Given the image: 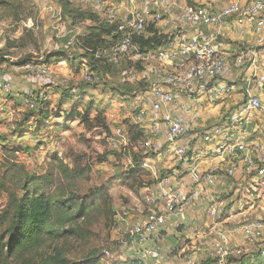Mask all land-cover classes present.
<instances>
[{
	"label": "rangeland",
	"instance_id": "rangeland-1",
	"mask_svg": "<svg viewBox=\"0 0 264 264\" xmlns=\"http://www.w3.org/2000/svg\"><path fill=\"white\" fill-rule=\"evenodd\" d=\"M3 2L6 0H0V61L9 69H19L23 62L56 63L55 55L60 51L68 52L66 56L71 60L48 64L55 77L53 86L60 87L45 94L52 115L42 121L27 109L25 97L22 96L20 104L12 100L13 90L9 96L0 91L3 93L0 95V185H4L0 188V214L7 207V190L15 189L17 184L11 173L5 171L3 162L15 163L35 176L51 174L54 187L49 188V193L55 201H66L68 208L80 205L87 208L83 216L65 220L64 226L55 221L52 235L43 232L35 246L8 258L6 263L39 262L57 255L66 264H117L132 259L140 261L139 249H150L153 255L141 261L143 264H185L183 254L191 255L192 244L176 227L171 228L169 235L160 234L162 237L158 236L157 242L148 241L141 248L126 242L131 225L144 215L147 191L154 188L156 180L166 171L151 170L148 166L132 170L134 162L152 155L142 149L144 139L138 132L142 127L132 120L128 98L119 96L120 87L133 89L142 83L122 76V70L130 62L123 59L120 66L113 68L110 63L95 60L93 68L72 59L69 53L75 51L72 42L80 37L78 33L81 35L84 26L78 22L73 27L68 14L74 9L88 10L81 9L80 2L12 0L15 8L10 12L1 6ZM67 36L70 49L62 47V39ZM147 64L154 66L153 62ZM142 67L145 69V65ZM142 67L137 65L138 71ZM84 70L92 77L89 86L82 81ZM104 71L109 72L108 76ZM144 73L153 78L146 70ZM44 81L48 83V79ZM140 86L139 92L145 89L144 84ZM71 88H78V93H70ZM29 91L37 94L32 89ZM118 128L123 129L121 136L116 135ZM143 132L147 137L145 129ZM64 167L72 172H64ZM260 189L264 191V185ZM254 195L251 200L243 199L234 192L228 197L232 211L235 213L242 207L251 216L263 217L264 195L249 206L256 198ZM201 227L207 228L205 225L198 228Z\"/></svg>",
	"mask_w": 264,
	"mask_h": 264
},
{
	"label": "built area",
	"instance_id": "built-area-1",
	"mask_svg": "<svg viewBox=\"0 0 264 264\" xmlns=\"http://www.w3.org/2000/svg\"><path fill=\"white\" fill-rule=\"evenodd\" d=\"M87 1L96 13L109 21L117 22V32L122 34L120 41L95 57H102L116 67L120 66L123 59H129L131 65L122 70V76L131 82H144L145 89L129 101L134 124L149 133L142 141V149L146 153L158 155L164 148L173 146L175 156L184 160L190 142L185 139L187 124L173 114V111L182 109L181 105L175 104V95L185 94L194 108L200 107V102L193 94L200 91L208 101L229 95L231 88L224 85L221 79L225 68L224 60L210 40L181 42L173 36L164 46L144 55L139 54V48L131 37L142 33L150 24L157 26L170 12L175 0H150L148 7L137 12H130L129 7L136 5L138 0H127V7L123 9L122 15L121 9L115 5L110 6L109 0ZM182 13V21L187 27H222L227 20L233 19L237 25L251 26L257 42L264 43V0H245L243 5L230 3L216 12L187 4ZM118 15L122 17L120 22L115 19ZM151 62L154 63L153 67L147 64ZM237 63L244 65L245 59L240 57ZM137 64L141 67L145 65V69L142 67L138 71ZM166 64L176 65L177 70L163 73ZM3 68L0 65V70ZM145 70L153 75L152 79L144 73ZM20 71L26 77H34L40 81L48 79L50 85L55 83L52 69L48 65L27 62L20 67ZM82 81L92 82L85 70ZM263 87L264 76H260L255 79L254 88L260 91ZM12 90L10 82L0 84V91L6 95L11 94ZM42 96L45 101L46 96ZM36 99L37 94L33 91L26 93L24 103L27 109H35ZM263 109L262 101L257 96H249L227 124L212 126L201 132L198 138L210 147L209 154L229 163L228 168L220 170L212 167L206 174L191 169L188 192L181 190L180 187H185V183L173 181L171 173L166 171L159 176L154 188L147 191L143 217L128 230L127 244L144 247L148 241L160 235L168 216H182L204 200V213L214 219V224L201 231L202 239L207 241L202 250L193 249L191 255L183 254L185 264H264V216H251L242 207L234 213L232 204L228 202V197L234 192H238L243 199L250 200L255 197V193L256 198L252 199L254 202L249 206L264 195L263 189H260L264 185V147H247L243 140L244 121L253 113H261ZM148 116H159L157 121L155 117L152 119L153 124L149 129L145 126ZM122 133V128L116 130L117 136ZM237 173L242 177L236 189L209 195V189L216 185L224 186L225 180H234ZM250 182L256 183V186H252ZM182 252H185L184 248ZM152 255L150 249H139L137 257L143 261Z\"/></svg>",
	"mask_w": 264,
	"mask_h": 264
},
{
	"label": "crops",
	"instance_id": "crops-1",
	"mask_svg": "<svg viewBox=\"0 0 264 264\" xmlns=\"http://www.w3.org/2000/svg\"><path fill=\"white\" fill-rule=\"evenodd\" d=\"M70 2L74 4L80 2L81 9L91 10L100 19L108 20L104 16L96 13L93 6L87 0H70ZM109 2L121 9L120 15L123 14V9L127 7V0L123 2L110 0ZM149 3L150 0H138L136 5L129 7V10L130 12L141 11V9L148 7ZM230 3L243 5L245 0H175L170 12L157 25L161 33L169 37H176L177 41L182 42L194 39L210 40L215 46L218 55L225 62V68L221 76L222 82L231 88L229 95L218 97L211 101L207 100L202 91L193 94V97H198V101L200 102V107L198 108L190 105V99L185 94L177 93L174 102L176 105H181L182 109L177 112L173 111V114L175 118L187 124L185 139L190 142L187 157L184 160L178 159L175 156L173 146H168L158 155H152L150 156L151 158H144L140 162L143 168L148 166L151 170H166L172 174L173 181H183L185 187L180 188L184 192H188L190 189L189 179L191 169L206 174L212 167L226 170L229 166V163L209 154L210 147L203 143L198 138V135L212 126H224L227 124L239 106L244 104L249 96H257L262 101L264 107V87L260 91L254 88L255 79L264 76V43L259 44L257 42V36L254 34L252 27L246 24L237 25L233 19L227 20L226 24L222 27H187L182 21V10L187 4L202 6L212 12H216L225 8ZM120 15L115 18L119 22L122 19ZM81 23L84 27L81 28L82 31L80 30L81 35L78 33L79 36L86 34L87 27L92 25L90 21ZM77 24L71 23L73 27H76ZM240 57L245 59L244 65L237 63V59ZM126 60L130 62L129 59L126 58ZM57 63L60 62L52 64ZM5 66L6 69L3 71L1 69L0 71V84L6 81L11 83L13 87L11 96L13 97L12 100L16 103L22 104V94L27 93L30 89L41 95L48 94L49 91L50 93L54 92L53 87L49 86L44 80L40 81L34 77H25L24 73L20 71V67L19 69H14L13 67L9 69L8 65ZM175 70H177L176 65L171 66L166 64L163 67V73ZM12 72L15 75H12ZM0 95L3 96V93H0ZM154 117L156 121L159 119V116H148L146 118L145 126L147 129L153 124L152 119ZM157 123L159 124V122ZM243 131V140L247 147H264V109L261 113L251 114L244 121ZM146 133L149 135L148 132ZM255 134L258 137H255ZM183 141L184 139L179 143L181 144ZM151 175H154V171H152ZM241 177L242 175L237 173L234 180H225L224 186L216 185L209 189V195L230 192L239 183L238 181ZM204 202L203 200V202L189 209L182 216H168L160 234L169 235L170 230H172L171 228L176 227L178 232H183L182 235L191 241L192 250H202L207 244V241L202 239L201 231H205L206 228L198 227L201 225L210 227L214 224V219L209 218L204 213ZM189 225H191L190 228H188ZM158 236L162 237L161 235ZM158 236H155L150 242H157Z\"/></svg>",
	"mask_w": 264,
	"mask_h": 264
},
{
	"label": "trees",
	"instance_id": "trees-1",
	"mask_svg": "<svg viewBox=\"0 0 264 264\" xmlns=\"http://www.w3.org/2000/svg\"><path fill=\"white\" fill-rule=\"evenodd\" d=\"M115 1L123 2L125 0ZM1 6H4V10L9 12L15 8L13 6L12 0H6L5 3L3 2L1 4ZM68 15L70 16V21L72 24L84 21H90L92 23L91 26L87 27L86 34L77 37L72 42V45H74L75 47V51L70 52L68 50L69 53H71L70 56L72 57V59L74 61H77L78 59L80 60L77 61L78 64L85 63L87 66H93V68L96 65H94L92 61L95 60H101L109 64V62L104 60L102 57L97 59L95 56L99 53L107 51L112 45L120 41L122 34L117 32L118 23L111 22L105 19L102 20L98 17L97 14L93 13L90 10L74 9L73 11H70V14ZM169 39L170 37L161 33V31H159L157 26H155L154 24L148 25L139 35L135 34L131 37L132 42L138 46L139 54L141 55L164 46ZM62 43V47L65 49H70V47L72 46L70 38L68 36L62 39ZM67 53L65 51L58 52L57 55H55V61L61 62L64 60H71L66 56ZM25 63L27 62H23L20 67ZM52 63L53 61L51 60L46 61L47 65H50ZM0 65L5 64L3 61H0ZM110 65L106 68H110ZM112 67L114 68L115 66ZM113 68H111V71ZM103 73L106 76H108L109 74L108 71H104ZM90 84L91 83H85L86 86H89ZM142 84L144 83H140V85ZM140 85L137 88L134 86V88L136 89H123L122 87H120L118 89L120 91L119 96L128 98V101H130L132 97H134L140 90H142L140 89V87H142ZM49 86L53 87V89H57L58 87H60L58 85L53 86L50 84ZM69 92L78 93V88H71ZM82 93L85 95L88 94V92ZM22 96L24 98L26 96V93H24V95ZM42 98L43 96L37 93L35 109L30 110L34 112V115L40 121L52 115V111H49L47 108L49 107L47 100L43 101ZM138 132L140 134L139 136L142 139L148 137H146L143 129L141 130L140 128H138ZM147 154L152 155V153ZM140 162V160L136 164L134 162L132 170H135V168L142 169L143 167L141 166ZM3 163L5 171H9L11 173L14 183L17 182L15 189L7 190V207L6 210L0 214V264H7L6 260L8 258L16 255L20 251L22 252L35 246L37 242L42 238L41 236L43 232L52 235L53 230L55 229V221H57L60 226H64L65 220L72 221L74 219H77L78 217L83 216V214H85L84 209L86 207L84 205H80L78 208H68L66 205V201H55L53 195L49 193V188L54 187V185H52V183H54V180L51 174L35 176L33 174L27 173L23 167L18 166L15 163ZM64 172L71 173L72 171H69L66 167H64ZM0 188H4V185L1 184ZM76 210L77 213H72V211L75 212ZM20 264L66 263L62 258L55 255L54 257L42 259L39 262L28 263L26 261H22ZM117 264L143 263L141 261H138L137 259H132Z\"/></svg>",
	"mask_w": 264,
	"mask_h": 264
}]
</instances>
